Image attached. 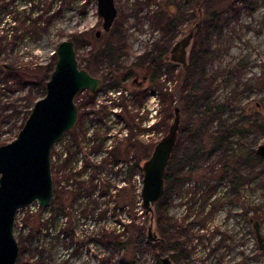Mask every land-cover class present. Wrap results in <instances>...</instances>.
<instances>
[{
  "label": "rangeland",
  "instance_id": "obj_1",
  "mask_svg": "<svg viewBox=\"0 0 264 264\" xmlns=\"http://www.w3.org/2000/svg\"><path fill=\"white\" fill-rule=\"evenodd\" d=\"M206 1L202 5L203 0H115L118 16L112 29L105 31L97 0H46V7L50 2L52 5L36 24L37 30H42L38 38L35 32L22 34L25 17L29 16L22 12L27 0H0V46L7 47L0 51V60L7 63L29 58V71L35 77L23 83L0 73V145L17 136L33 99L44 95V85L36 78L54 68L60 41H75L78 58L85 67L91 53L106 42L110 53L102 55L100 63L104 69L115 68L112 79L117 82L122 78L115 75L126 67H133L140 75L144 73L140 57L159 59L165 48L169 54L201 16V25L188 48L186 77L182 65L169 59L159 67L158 75L149 84L152 91L143 101L139 94H125L139 91L130 84L132 79L121 81L120 87L109 90V96L99 94V100L94 99L91 106H84L85 92L76 97L81 113L87 111L88 116L81 117L77 143L72 145L71 134H65L55 145V165L61 159L67 160L66 171L57 175L60 180L65 176L57 187L60 194L45 208L35 201L17 214L15 233L18 240L25 239L21 248L25 257L41 258L46 264H159L160 257L177 255L181 246L188 259L179 264H264V252L259 248L253 222L249 220L247 224L242 215L247 206L249 216L260 221L264 233V157L240 165L244 175L250 174V183L243 195L240 191L239 196H232L233 204L228 206L227 183L219 181L224 152L214 148L213 139L220 122L231 125L246 110L249 118L259 121L252 128L246 124V134L231 135L236 153L256 150L264 143V0ZM36 13L32 17H37ZM98 30L100 37L96 35ZM177 100L184 131L197 128L208 103H223L227 107L208 119L206 134H182L171 166L177 167L190 148L199 149L198 167L184 174L186 181L169 191L168 215L173 219L169 230L173 238L165 242L162 250L159 241L147 239L151 224L162 238L156 205L152 213L142 208L141 196L135 201L133 187L137 185L139 194L143 177L138 173L129 179L130 158L123 156L118 162L108 151L118 141L121 151L126 152L128 139L135 133L137 159L141 156L144 161L167 134ZM124 114L132 126L127 130L128 135L132 133L130 136L121 129L125 126ZM194 138L197 140L193 142ZM87 161L102 165L92 194L80 185L81 178L75 174ZM100 183L110 184L112 192H105ZM70 193L69 206L58 208L60 195L66 199ZM212 205L218 208L211 216ZM228 213L232 214L229 221ZM132 215L137 217L133 223ZM104 236L112 241L132 240L133 244L113 247Z\"/></svg>",
  "mask_w": 264,
  "mask_h": 264
},
{
  "label": "water",
  "instance_id": "obj_2",
  "mask_svg": "<svg viewBox=\"0 0 264 264\" xmlns=\"http://www.w3.org/2000/svg\"><path fill=\"white\" fill-rule=\"evenodd\" d=\"M97 10L103 18V29L111 30L118 16L115 0H97ZM200 15L202 9H199ZM201 25L200 19L193 28L172 47L171 59L187 69L188 48ZM101 30L97 31V37ZM55 65L46 83L45 94L35 100L17 136L0 145V264H17L20 244L15 233L18 211L37 201L45 208L55 193L52 168V151L68 131L79 122V105L76 97L89 90L97 93L102 78L94 76L81 66L76 43L72 39L59 42L55 51ZM174 119L168 132L155 145L151 154L142 162L143 174L140 191L141 206L154 211V206L165 192L167 166L175 150L181 125V107L174 106ZM264 157V143L256 149ZM253 222L259 248L264 252V233L258 219ZM149 241H163L148 227ZM162 264H176L169 254L161 257Z\"/></svg>",
  "mask_w": 264,
  "mask_h": 264
},
{
  "label": "trees",
  "instance_id": "obj_3",
  "mask_svg": "<svg viewBox=\"0 0 264 264\" xmlns=\"http://www.w3.org/2000/svg\"><path fill=\"white\" fill-rule=\"evenodd\" d=\"M44 1H46V0H44ZM44 1H42V0H27L28 5L23 9L22 12H24V13L27 12V14H29V16H26L27 18L25 17V21H24L25 27L22 29L23 35L30 33V32L31 33L35 32L36 36L38 38L41 37L42 30H37L39 27H36L37 26L36 24L41 22V19L44 15V12L46 13V11H47L45 9L50 8V6L52 5V2H50V4L46 7L44 4ZM205 3H207V1L203 0V2L201 4L204 5ZM36 8H38V11H35ZM40 10L42 11V13H40L41 12ZM35 13L37 14V17L34 18L32 16H34ZM2 41H3V39L0 40V43ZM6 48L7 47L5 45H3V48L1 45L0 51L3 50V52H4L6 50ZM92 58H94V56ZM27 60H30V59L27 58L24 61V59L19 58L18 60L16 59V60L11 61V62L8 61L7 63L5 62V60H0V73L3 75L18 78L23 83L24 82L26 83V81H28L29 79L35 78L33 76V74L30 73L31 71H29L30 70V67H29L30 61H27ZM157 63H158V61L155 60L154 64H157ZM51 71L47 72L43 77L38 76L36 78L39 81V83H42L44 85L45 92H46V83H47V80L49 79ZM111 71L114 73L115 70L113 71V69H110V72ZM113 75L110 79L111 81H113L112 78H115ZM187 75H188V73H185V75H183V76L186 77ZM111 83H113V85H114L116 82L113 81ZM45 92H44V94H45ZM205 98L209 99V97H207V96ZM35 100L33 99V103ZM226 107L227 106L223 103L222 104L221 103L215 104L212 102L208 103L207 108L204 110V112L199 117L200 120H198L199 123H198L197 128H195L194 130L192 128H190L186 131V133L191 137L193 135H200V133L206 134L207 131H205V128L208 127V124H207L208 119L211 116L213 117V115L216 116L218 113H221ZM29 113H30V111H29ZM27 116L24 118L23 122L19 126L20 128L22 127ZM258 121H259L258 119L249 118L248 115L246 114V110H245L244 113L241 115V118L239 120L233 122L231 125L225 124L224 122H220L218 129L214 132L215 133L213 135L214 148H222L223 149L224 157L222 158V162L224 163L225 168L229 167L230 161L233 163L234 177L237 176L238 168L240 167V165H241V167H243L245 164H249L250 162H253L255 159H258V160L262 159V157L256 154L255 149H251L250 151H247V152H244L241 154H237L236 148L233 146L235 141L231 140V135L233 133H236V132H240L243 135L246 134V127H245L246 124H248L250 126V128H252L254 125H256V123ZM262 125L263 124H261V126H260L261 128H262ZM263 128H264V125H263ZM180 137H181V134H179V139L177 142L176 150L178 149V146L180 144V139H181ZM194 140L196 141L197 139L194 138L193 142H194ZM198 151H199V149H193L191 151V153L189 155L191 160H198L199 159ZM54 154H55V151L53 150L52 151V159H53ZM149 154H150V152L147 153V156ZM66 155H67V153H66ZM141 161L143 162V158L141 156H139V159H137L136 163H135V166H136L135 170L133 172H131L129 170V179H133L134 176L137 175L138 173H140L141 177H143L142 169H141V164H142ZM171 163H172V160L170 162V165H169L170 167H169L168 172L166 173V177H165L166 189H165L164 195L160 199V201L156 204V210H155V213L158 217V221L160 224L159 227H160V231L162 233V238L164 239L163 241H159V244H161L162 250H164L165 242L167 240L173 238L171 236V233L169 230L171 227L170 225H172L171 222L173 219H172V217H169L168 211H167V205H168L167 194H168V191L170 189H172L174 186H177L182 179V175L180 173L178 166L173 168L171 166ZM52 164H53L52 166L54 169L55 166H54L53 160H52ZM66 167H67V160L61 159L60 164L57 166L56 174L59 173L60 171H63L64 169L66 171V169H67ZM101 169H102V165L101 166L96 165V164H93L92 162L87 161L86 163H84L83 168H81L79 171L75 172L76 177L81 178V180H79L80 185L84 186V188L90 189L91 194L94 193L93 189L95 188V186H97V185H95V179H96L98 173L100 172L99 170H101ZM95 171H97L96 174H95ZM191 171L192 170H190L189 173ZM240 173H242L241 170H240ZM57 175L54 176V183H55V193H54L55 195L54 196H56V194H58V193L60 194V192H58L57 187H58V184L65 177V176L63 177V175H62L61 180H60V179H58ZM241 177H242V174H240V178ZM247 180H248V184H249L250 183V174L247 175ZM100 186H103L105 192L111 193L113 190L112 186L110 184H107V185L104 184L103 185L100 183ZM100 188H102V187H100ZM133 189H134V193H135V201H137L138 196H140L141 189L139 191V194L137 193V190H138L137 185L134 184ZM234 191L235 192L237 191L236 183L234 186ZM64 192H66V191H64ZM70 197H71V193H70V196L68 194L65 197L66 199H64L62 197V194H61L59 197L60 199L57 202L58 203L57 207L58 208H65V207L69 206ZM53 201H54V199L52 200L51 204L53 203ZM71 202H72V200H71ZM90 210L92 211L93 208L91 207ZM137 212H135V213L137 214ZM132 216H133V221H131V222L133 223L137 217H135L136 215H132ZM52 219H54V218L52 217ZM250 219H251V217L249 216V220ZM119 224H122V223L120 222ZM125 227L127 228L128 225H125ZM104 237L106 238V236H104ZM106 240H107L106 242L108 245H113V247H118V248H121L123 245L124 246L127 245V247H128L129 244H133L132 240L122 241L121 239L116 238V239H114V241H112V240L108 239V237L106 238ZM24 242H25V239L19 238V244L21 247H20V257L18 259L17 264H46L45 261H43L41 258L31 260L30 258L25 257L24 253L21 252V248L24 246ZM179 250H181V247L179 248ZM38 256H39V254H38ZM171 257L178 264L183 259L182 255L180 254V251L178 252L177 255H172ZM158 262H159V264H161V257L158 259Z\"/></svg>",
  "mask_w": 264,
  "mask_h": 264
},
{
  "label": "flooded vegetation",
  "instance_id": "obj_4",
  "mask_svg": "<svg viewBox=\"0 0 264 264\" xmlns=\"http://www.w3.org/2000/svg\"><path fill=\"white\" fill-rule=\"evenodd\" d=\"M200 9V8H199ZM202 14V13H201ZM199 19H200V17H199ZM195 25V24H194ZM193 25V26H194ZM193 28V27H192ZM191 28V29H192ZM112 29V28H111ZM110 31V30H109ZM196 34V33H195ZM96 35H97V33H96ZM100 36H101V34H100ZM99 36V37H100ZM195 37V36H194ZM89 44V43H88ZM171 50H172V48H171ZM171 50H170V53L168 54V48H165L164 50H163V52H162V55H161V57L158 59V58H156V57H153V56H151L150 58L148 57V56H142V57H140L141 58V61L139 62V65H140V67H142L143 69H144V73L142 74V75H140V73H137L135 70H134V68L133 67H126L125 68V70H123V71H121L120 73H117L118 75H115V76H117V77H121L122 79L120 80H118L114 85H113V83H111V81H110V76H112L113 75V73H112V71L110 72V69H115L114 67H111V68H107V67H105V69H104V65L103 64H101L100 62V57L102 56V55H107L108 53H110V46H108L107 45V43L105 42L104 44H102L101 43V45H99L98 46V50H96V52H92L91 53V57H89L88 58V62H87V66L85 67V66H83L82 65V63H81V61H80V64H81V66H83V67H85L87 70H89L94 76H96V77H100V78H102V84H101V86H100V89H99V91L97 92V93H92V92H90L89 90H85L84 92L86 93V101H85V104H84V106H86V105H90L91 106V104H92V101L94 100V99H98L99 100V98H98V95L99 94H101V93H105L106 95H108V92H109V90H111L112 88L113 89H115V88H118V87H120V82L122 81L123 83H126L127 81H129L130 79H132L131 81H130V84L131 85H133V87H135V88H137L139 91L137 92V91H131V93H129L128 91H125V94L127 95H131L132 97L134 96V97H136L138 94L140 95V100L141 101H143L144 99H147V97H148V94L152 91V89H151V87L149 86V84L151 83L152 84V81H153V79H154V77L156 76V75H158V71H159V67L162 65V64H164V62L163 61H166V60H169V59H171ZM150 54H152L153 55V53H150ZM94 56V58H92ZM158 61V63L157 64H154V61ZM172 60V59H171ZM188 60H189V55H188ZM181 64V63H180ZM182 65V64H181ZM95 68H94V67ZM163 66V65H162ZM182 67H183V65H182ZM108 69V70H107ZM95 70H97V72L95 71ZM188 71H189V64H188V67H187V69H185L184 67H183V73L185 74V73H188ZM152 86V85H151ZM121 94H123L124 93V90H120L119 91ZM109 96V95H108ZM88 97V98H87ZM124 102V104H123V106H126L127 104H125L126 103V101H123ZM80 108V111H79V122H78V124H77V126L75 127V128H73L71 131H68L67 133H65V134H71V136H72V138H71V140H72V145H74L75 143H77L78 142V140H77V129L80 127V122H81V117H84V116H88V113H87V111H86V113H84V112H82L81 113V107H79ZM125 114H127V113H125ZM124 114V115H125ZM123 115V120H124V123H125V126H124V128H121L122 129V131L123 132H125L127 135H128V132H127V130L130 128V127H132V126H130V123L129 122H127V116L125 115L124 116ZM128 115V114H127ZM129 115L131 116V119H133L134 120V118H135V116H133L132 115V112L131 113H129ZM118 119H121V117H119ZM121 121H122V119H121ZM123 122V121H122ZM130 130V129H129ZM188 130V129H187ZM186 133V131H184V130H182L181 129V125H180V128H179V134H181V137L180 138H182V134L183 133ZM120 133V132H119ZM132 134V133H131ZM130 134V135H131ZM130 135H128V136H130ZM133 136H131V137H129V143L127 144V146H126V149H127V151L126 152H122L121 151V148H120V146H119V142L117 141V142H115L114 144H112L111 145V147H110V150L108 151V153L112 156H114L115 157V161H118L119 162V160H120V158L121 157H129L130 158V160H131V167H130V171L131 172H133L134 170H135V168H136V166H135V163H136V160H137V158H138V156H137V145H136V143L133 141V139H134V135H136L135 133H133L132 134ZM178 139H179V136H178ZM61 141V140H60ZM180 141H181V139H180ZM178 142V141H177ZM180 145V144H179ZM176 147H177V144H176ZM176 147H175V150H174V152H173V155H174V153H175V151H176ZM179 147V146H178ZM55 148V147H54ZM112 148V149H111ZM54 150V149H53ZM55 151V150H54ZM191 149L190 148H187L186 150H185V153H184V157L185 158H183V159H179V161H178V168H179V170H180V173H181V175H182V179H181V181H180V183L178 184V185H180V184H182V183H184L185 181H186V177H185V175L184 174H188L189 173V171L190 170H192L190 173H192L193 171H196V169H197V160H191L190 159V157H189V155H190V153H191ZM113 153V154H112ZM72 154V153H71ZM151 154V153H150ZM149 154V155H150ZM148 155V156H149ZM173 155H172V158H173ZM187 155V156H186ZM147 156V157H148ZM54 157V156H53ZM172 158H171V160H172ZM171 160H170V162H171ZM170 162H169V164H168V166H167V171H166V173L168 172V169H169V165H170ZM53 163H54V166H55V168L53 169V174H54V176H56L57 174H56V172H57V166L55 165V162L53 161ZM81 164H82V162H81ZM53 165V164H52ZM77 165H78V163H77ZM222 168H221V176H220V178H219V181L221 182V183H227V185H226V191H227V194L226 195H228L229 196V200H227L226 202H227V204L226 205H228V206H232V204H233V199H232V196L234 195V196H239V194H240V191L242 192V195H243V192L245 191V188L248 186V180H247V175H244L245 173H240V170H239V168H238V174H237V176L236 177H234V166H233V163L230 161V164H229V167L228 168H225L224 167V163L222 162ZM188 166V171H185V168ZM52 168H53V166H52ZM81 168H83V165H80L79 166V169H81ZM73 169H75V168H73ZM76 170V169H75ZM79 171V170H78ZM243 172V171H242ZM189 173V174H190ZM240 174H242V177L240 178ZM165 177H166V175H165ZM236 178V179H235ZM236 183V189H237V191L235 192L234 191V186H235V183ZM177 185V186H178ZM54 186H55V183H54ZM174 188V187H173ZM214 188H215V186L214 187H212V191H214ZM165 189H166V180H165ZM171 190V189H170ZM169 190V191H170ZM169 191H168V194H167V196H168V199H167V202H168V205H167V211L169 210ZM224 193V192H223ZM54 198V197H53ZM221 205H222V203H221ZM214 206L212 205L211 206V208H210V214H211V216H212V214L216 211L215 209L216 208H218V206H215V208H213ZM223 207V206H222ZM228 214H230V215H228V217H227V221H229V219L230 218H232V214L231 213H228ZM242 215H243V218L245 219V221H246V223L248 224L249 223V214H248V208H247V206L246 207H243V213H242ZM227 237L228 238H230L231 236H228L227 235ZM181 247V246H180ZM231 249H232V247H230ZM261 250V249H260ZM180 254L182 255V257H183V259L182 260H185V258L186 259H188L187 258V256L185 255L186 253H185V251H184V248L183 247H181V250H180Z\"/></svg>",
  "mask_w": 264,
  "mask_h": 264
},
{
  "label": "built area",
  "instance_id": "obj_5",
  "mask_svg": "<svg viewBox=\"0 0 264 264\" xmlns=\"http://www.w3.org/2000/svg\"><path fill=\"white\" fill-rule=\"evenodd\" d=\"M82 162V161H81Z\"/></svg>",
  "mask_w": 264,
  "mask_h": 264
}]
</instances>
